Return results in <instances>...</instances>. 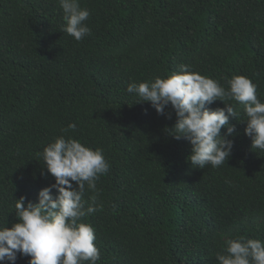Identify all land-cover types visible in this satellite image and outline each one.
I'll return each instance as SVG.
<instances>
[{
	"label": "trees",
	"instance_id": "16d2710c",
	"mask_svg": "<svg viewBox=\"0 0 264 264\" xmlns=\"http://www.w3.org/2000/svg\"><path fill=\"white\" fill-rule=\"evenodd\" d=\"M79 3L91 33L77 42L62 31L58 0H0V227L16 222V199L35 203L54 183L39 153L63 135L110 165L83 198L98 205L82 221L95 230L96 264H218L228 239L264 242V151L244 135L242 106L226 102L239 115L225 165L201 169L191 145L167 133L172 109L158 115L127 92L184 64L226 89L245 76L264 102V0Z\"/></svg>",
	"mask_w": 264,
	"mask_h": 264
},
{
	"label": "clouds",
	"instance_id": "9594fccd",
	"mask_svg": "<svg viewBox=\"0 0 264 264\" xmlns=\"http://www.w3.org/2000/svg\"><path fill=\"white\" fill-rule=\"evenodd\" d=\"M58 4L65 22L63 32L77 42L90 35L85 23L90 11L81 7L79 0H58ZM189 68L181 64L179 72L166 78L129 83L127 92L136 94L137 103H150L158 115H164L168 107L172 109L176 121L166 128L167 133L191 145L187 159L194 167L218 168L230 156L233 140L229 137L236 130L229 120L239 113L228 101L243 108V131L251 140V149L264 151V102L258 99L257 86L245 76H233L226 78V89ZM216 101L225 107L211 109ZM221 129H225L223 135ZM68 130L75 131L76 125L69 124L64 131ZM39 155L46 170L42 175H50L54 183L38 192L35 203H25L24 196L15 200L16 222L10 228L0 227V264H16L18 254L30 257L28 264H96L100 251L94 243L95 230L82 221L96 212L98 205L96 195L90 197V203L83 198L87 191L97 193V181L109 171L103 151L61 135ZM216 260L218 264H264V242L244 236L228 239Z\"/></svg>",
	"mask_w": 264,
	"mask_h": 264
}]
</instances>
